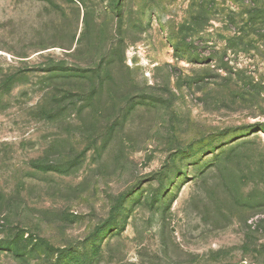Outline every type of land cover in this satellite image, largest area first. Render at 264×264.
Listing matches in <instances>:
<instances>
[{
    "label": "rangeland",
    "instance_id": "obj_1",
    "mask_svg": "<svg viewBox=\"0 0 264 264\" xmlns=\"http://www.w3.org/2000/svg\"><path fill=\"white\" fill-rule=\"evenodd\" d=\"M0 264H264V0H0Z\"/></svg>",
    "mask_w": 264,
    "mask_h": 264
}]
</instances>
